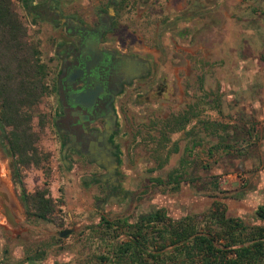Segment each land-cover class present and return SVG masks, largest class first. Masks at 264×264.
<instances>
[{
  "label": "rangeland",
  "instance_id": "rangeland-1",
  "mask_svg": "<svg viewBox=\"0 0 264 264\" xmlns=\"http://www.w3.org/2000/svg\"><path fill=\"white\" fill-rule=\"evenodd\" d=\"M33 1L42 0H12L27 41L50 65V81L55 29L30 20L25 9ZM79 1L80 8L92 2ZM203 2L208 23L178 61L172 101L142 111L135 106L140 97L123 103L113 179L90 157L62 154L52 123L54 89L38 105L46 114L36 143L47 156L41 167L20 168L17 176L0 128V178L16 206L15 226L0 212V264H113L130 223L151 207L170 218L197 214L203 224L198 214L219 201L228 215L254 221L255 207L264 203V0ZM164 6L142 11L132 1L119 10V40L142 36L157 47ZM45 184L54 209L43 220L22 192ZM62 230L69 232L60 236Z\"/></svg>",
  "mask_w": 264,
  "mask_h": 264
},
{
  "label": "flooded vegetation",
  "instance_id": "flooded-vegetation-1",
  "mask_svg": "<svg viewBox=\"0 0 264 264\" xmlns=\"http://www.w3.org/2000/svg\"><path fill=\"white\" fill-rule=\"evenodd\" d=\"M132 1L142 11H162L165 5L157 23L161 30L155 29L157 47L146 45L142 36L130 42L117 37L119 10ZM80 5L79 0H42L25 10L29 8L30 20L40 19L49 30L55 29L54 57L49 60L56 100L52 123L62 154L90 157L113 179L119 160L114 139L121 131L123 103L140 97L135 106L142 111L150 109V103L160 107L172 101L178 61L208 18L202 12L203 0H92L86 7ZM3 186L0 178V210L5 214L12 203Z\"/></svg>",
  "mask_w": 264,
  "mask_h": 264
},
{
  "label": "trees",
  "instance_id": "trees-1",
  "mask_svg": "<svg viewBox=\"0 0 264 264\" xmlns=\"http://www.w3.org/2000/svg\"><path fill=\"white\" fill-rule=\"evenodd\" d=\"M26 37L12 0H0V128L5 131L17 176L18 169L41 167L47 158L36 145L46 120L38 105L54 89L47 80L50 65L41 60L37 44ZM22 195L35 217L45 220L52 214L54 205L46 184L32 192L23 190ZM196 215L170 218L155 207L139 213L113 264L264 262V203L255 207L251 223L228 215L219 201L198 214L203 224Z\"/></svg>",
  "mask_w": 264,
  "mask_h": 264
},
{
  "label": "water",
  "instance_id": "water-1",
  "mask_svg": "<svg viewBox=\"0 0 264 264\" xmlns=\"http://www.w3.org/2000/svg\"><path fill=\"white\" fill-rule=\"evenodd\" d=\"M3 189L5 190L6 192V196H8V200L11 201V205L7 208V212L8 213H5V218L13 225L15 226L16 225V222H15V217H16V213L14 211V209L16 208L14 202L12 201L8 191L6 190V188L3 186ZM69 230H62L59 235L60 236H63L65 235L66 233H68Z\"/></svg>",
  "mask_w": 264,
  "mask_h": 264
},
{
  "label": "bare ground",
  "instance_id": "bare-ground-1",
  "mask_svg": "<svg viewBox=\"0 0 264 264\" xmlns=\"http://www.w3.org/2000/svg\"><path fill=\"white\" fill-rule=\"evenodd\" d=\"M0 212L5 216L4 212H2V210H0ZM7 220V219H6ZM8 223H10L8 220H7ZM11 224V223H10ZM12 225V224H11ZM13 226V225H12Z\"/></svg>",
  "mask_w": 264,
  "mask_h": 264
}]
</instances>
